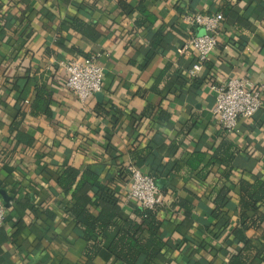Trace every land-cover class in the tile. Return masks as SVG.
Instances as JSON below:
<instances>
[{
	"label": "crops",
	"instance_id": "obj_1",
	"mask_svg": "<svg viewBox=\"0 0 264 264\" xmlns=\"http://www.w3.org/2000/svg\"><path fill=\"white\" fill-rule=\"evenodd\" d=\"M119 1L0 0V191L12 198L0 227V264H117L105 249L91 262L84 257L86 242L68 216L74 202L57 180L66 166L100 169L125 219L134 204L127 199L128 173L125 181L117 174L135 165V141L151 150L140 169L156 177L163 199L165 247L152 264H228L229 254L241 247L226 248L238 226V181L264 179V0H143L156 22L140 27L139 12L125 15ZM123 1L135 8L142 2ZM217 12L225 13L217 48L210 64L191 77L197 54L185 44L190 34L204 31L186 17ZM74 19L100 38L83 37L71 27ZM157 32L166 38L153 50ZM91 55L104 70L103 89L83 103L65 87L58 62ZM231 78L259 90L262 106L228 132L212 113L210 86ZM36 86L52 94L51 119L31 111ZM147 107L163 111L168 121L144 119L135 127V117ZM15 121L19 125L11 131ZM222 140L237 155L230 213L215 227L210 190L223 167L208 168L202 180L185 164L198 151L205 155L199 170L204 168ZM249 235L264 244L261 231ZM113 237L107 236L104 247Z\"/></svg>",
	"mask_w": 264,
	"mask_h": 264
},
{
	"label": "trees",
	"instance_id": "obj_2",
	"mask_svg": "<svg viewBox=\"0 0 264 264\" xmlns=\"http://www.w3.org/2000/svg\"><path fill=\"white\" fill-rule=\"evenodd\" d=\"M142 2L135 8L126 1H119L118 5L125 15H130L137 10L143 20H137L135 26L140 27L143 23L154 24L155 18L146 10ZM225 15V13H223ZM71 27L83 37L96 42L100 34L89 27L84 21L74 19ZM164 34L157 32L150 46L153 50L159 49L165 40ZM210 62H205L208 66ZM52 94L41 86L35 87L34 99L31 104V111L35 115L52 118L50 108ZM100 111V110H99ZM153 107L135 117V127L144 119L151 122H167L168 116L163 111L155 112ZM107 114L105 111H102ZM21 113V112H19ZM21 115V114H19ZM115 120V119H114ZM19 122L15 121L11 131L16 130ZM183 139V138H182ZM179 146L177 145V149ZM237 150L226 140H222L215 148L208 165L199 170L205 155L201 152H193L191 158L185 166L190 172H197L202 180L206 179L208 168L219 165L223 167V172L214 182L210 190V198L213 200L214 209L211 217L216 221H222L230 211L227 209L231 201L233 186L229 183L235 168L233 161ZM151 155L149 148H140V143H133L131 157L133 163L141 168L140 165L146 163ZM127 168L120 167L117 174L119 181L127 179ZM175 172V170H174ZM156 182V177L152 174ZM100 169L86 168L78 170L72 166H66L60 173L57 184L61 193L71 196L74 202L68 211V216L72 219L81 238L86 242L84 257L88 262L93 261L105 249L111 259L117 264H152L155 260L162 258L165 242L161 238L162 222L159 213L163 210L161 206L153 209H145L139 206H131V214L122 219L123 208L116 192L100 180ZM238 205L235 214L238 219V226L231 231V239L226 242V248L241 246L238 251L231 252L228 256V264H253L259 261L264 264V244L257 243L250 237V233L261 231L264 238V179L255 177L248 181L241 178L238 181ZM160 188V187H159ZM164 189V187H163ZM235 189V188H234ZM175 205L189 209L182 200H176ZM98 211L96 214L95 211ZM109 234H114L111 243L104 247V242ZM228 251V250H227Z\"/></svg>",
	"mask_w": 264,
	"mask_h": 264
},
{
	"label": "built area",
	"instance_id": "obj_3",
	"mask_svg": "<svg viewBox=\"0 0 264 264\" xmlns=\"http://www.w3.org/2000/svg\"><path fill=\"white\" fill-rule=\"evenodd\" d=\"M189 25L202 29L203 34H190L185 48L197 54V63L189 70L194 77L203 69L212 53L217 48L218 36L223 27L222 13H197L186 17ZM58 66L66 75L65 87L81 102H86L93 95L103 89L104 70L97 63V56L91 55L83 58L61 60ZM215 97L212 113L219 126L228 132L233 131L239 120L251 119L261 108L262 100L259 90L247 85L242 79L231 78L226 82H213L210 86ZM128 201L145 209L162 206L163 199L152 176L144 173L136 165L127 166ZM7 210L0 202V227L6 220Z\"/></svg>",
	"mask_w": 264,
	"mask_h": 264
},
{
	"label": "water",
	"instance_id": "obj_4",
	"mask_svg": "<svg viewBox=\"0 0 264 264\" xmlns=\"http://www.w3.org/2000/svg\"><path fill=\"white\" fill-rule=\"evenodd\" d=\"M0 194L2 196V200L5 204V207L9 208V204L12 201V198L8 197L3 191H0Z\"/></svg>",
	"mask_w": 264,
	"mask_h": 264
}]
</instances>
